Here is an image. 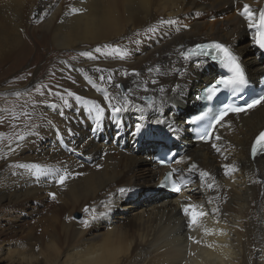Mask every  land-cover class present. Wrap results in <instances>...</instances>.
<instances>
[{
    "label": "bare ground",
    "instance_id": "bare-ground-1",
    "mask_svg": "<svg viewBox=\"0 0 264 264\" xmlns=\"http://www.w3.org/2000/svg\"><path fill=\"white\" fill-rule=\"evenodd\" d=\"M263 3L0 0V65L26 58L28 32L69 60L47 70L37 89L0 95V208H27L50 192L56 197L40 233L31 230L15 242L0 232V264H264V155L249 159L250 144L264 128V103L226 116L210 143L191 142L186 114L197 106L196 92L218 74L205 60L180 55L194 42L220 40L241 58L249 80L256 79L264 60L256 29L239 13L247 4L258 18ZM161 19L176 23L161 25ZM104 45L128 54L120 59ZM23 76L0 80V92L20 87ZM106 92L114 104L127 96V109L114 117ZM17 95L19 101L8 103ZM147 97L155 101L151 107ZM95 105L104 108L99 120ZM158 145L185 147L171 164L184 181L178 194L157 185L166 170L153 160ZM191 163L197 166L190 171ZM34 164L50 171L19 166ZM224 165L237 170L225 175ZM201 171L211 179L202 183ZM65 173L68 179L58 184ZM187 206L206 213L191 228ZM85 208L95 209L96 218Z\"/></svg>",
    "mask_w": 264,
    "mask_h": 264
},
{
    "label": "snow or ice",
    "instance_id": "snow-or-ice-1",
    "mask_svg": "<svg viewBox=\"0 0 264 264\" xmlns=\"http://www.w3.org/2000/svg\"><path fill=\"white\" fill-rule=\"evenodd\" d=\"M73 12L75 11H79L78 9H71ZM241 16H243L247 21H248V27L249 28H255L256 32L255 35L253 37L254 42L256 45L259 46L260 49H264V9H261L259 12V17L256 18L255 13L250 9V6L245 4L243 6V10L239 13ZM159 23L161 25L163 24H175L176 21L173 19H168V20H163L161 19L159 21ZM149 32H155L156 28L155 26L150 27L148 29ZM104 48L109 50V54H116L117 56H119L120 59H124V57L128 54L126 50L121 49L120 47H113L112 45H104ZM211 50V51H209ZM97 52L101 51V48H96ZM82 55H90L88 53H82ZM180 55L187 61L190 60L192 57L194 56H209L211 55L213 60H217L223 67L227 68L229 70V72L231 73V75L227 78H221V79H217L214 83L211 84L210 87H207L204 91H205V96L203 97H197V99H202V98H206L208 100H211L213 97H215L217 95V93L221 90V88H229L232 89L234 91H238L241 88L245 87L248 83L246 76H245V71L243 69V67L241 66V63L239 62V58L233 54V52L230 50V48L225 47L223 44L220 43H209V44H198L195 46V48H190L187 51H183L180 53ZM97 71H99V69H97ZM149 71H152V69H149ZM156 71H159V69L157 68ZM138 75V73L136 74ZM101 79H103V77H101ZM109 82H111V77H109ZM153 83H156V81H153ZM117 88L120 87L119 84L116 85ZM179 87V86H177ZM147 90V89H145ZM161 92L164 91L163 88L160 89ZM173 91H175V89H173ZM69 95H73V93L69 92ZM77 99H80L79 97H77ZM105 101L108 102V108L110 109L112 115L115 117L118 113L124 111L125 109H127V107L129 106V100L128 97L125 96L123 99V103H119V104H114L111 102L112 98L109 97V95L107 94V92L105 93L104 96ZM143 99V98H142ZM264 103V93L260 94L258 97L253 98L249 103H247L246 107L241 108V107H233L231 105H225L224 108L220 111V113L213 119V127L216 124H220L221 121H223L224 117L228 115L229 112H234V113H240V112H244L247 109H251L256 107L257 105ZM148 105L151 107L152 106V101L149 100L148 101ZM96 107V119L99 120L101 118V116L104 114V108L100 107L99 105H95ZM139 107V106H137ZM25 115H27V113H25ZM204 115H207V113H205ZM204 118V116H196L194 117V120H202ZM157 123H161V121H157ZM223 126V125H221ZM140 125L138 124L136 126V130L139 132L140 131ZM211 135L210 132H208L205 135H201L200 139L202 140H207L209 138V136ZM0 136H2V134H0ZM217 139H219V137H217ZM213 148H216L217 151H219V148L216 147L215 144L212 145ZM258 153H264V132H261L255 139V141L252 144L251 147V154L253 157H255ZM20 167H30V168H34L36 169L37 172L40 171H50L49 169H41L40 165H19ZM225 168V175H228L231 172L236 171V167L234 165H224ZM196 169V165L193 164L191 165V168L189 169L194 170ZM176 169H173L172 172L168 173L166 179L169 180L172 185L174 190H179L176 187V183L174 180H172V175L174 172H176ZM200 178L202 183L205 182V178H209L211 179V177H209V173L205 172V171H201L199 173ZM69 174L65 173L64 175H60L57 183L58 184H64L65 181L68 179ZM181 182L183 183V177H180ZM206 187L208 189H212L213 184L212 183H207ZM118 192H120L121 194L129 191V189H125V188H120L117 190ZM49 196L52 199H55V194L54 193H49ZM105 208L110 210V202L106 203ZM196 206H187V207H183V211L185 213L186 216L189 217V227H193L194 225H196L198 223V220L205 216L206 213H204L203 211H196L195 210ZM85 212H89L91 211L93 214V219L96 218V210L95 209H88L85 208L84 209ZM100 216L105 215L104 212H100L99 213ZM85 227L88 226V221H84L83 222ZM206 234H211L207 229H205Z\"/></svg>",
    "mask_w": 264,
    "mask_h": 264
},
{
    "label": "rangeland",
    "instance_id": "rangeland-1",
    "mask_svg": "<svg viewBox=\"0 0 264 264\" xmlns=\"http://www.w3.org/2000/svg\"><path fill=\"white\" fill-rule=\"evenodd\" d=\"M224 15L229 14L225 12L217 13V17L222 18V16L224 17ZM215 18H213V20ZM25 39L27 40V45L31 49L30 52L26 55V58L23 60H16V57L15 61L11 59L9 62L0 65V80L10 82L11 80H16V78H19L20 75L24 74L22 79H17V83L20 82L19 84H24H22L23 86L21 85L20 87L12 88L9 92H0V95L10 92L20 95L25 91L32 90L34 88L37 89L46 81L45 73L47 72V70L53 68L57 62L68 63L69 61L67 57H61L59 56V54H56V52L54 51V46L50 43L49 40L47 41V39L38 37L36 35L32 36L29 32L25 36ZM119 40H122V38ZM66 52L70 53L72 51L68 50ZM67 79L69 81L72 80L68 77ZM47 85L51 86V83H48ZM18 95L10 99L8 103L19 101L20 97ZM151 99L154 100L153 98ZM3 112L9 111L3 110ZM25 113H27L28 115V112ZM165 139L168 140V142H173L170 136H165ZM179 148L182 149V151L180 152H184L185 147H173V149L178 150ZM41 202H39V204L38 202H30V207L37 206L36 208H34L35 210L30 208L29 205L27 206V208L23 209L12 208L11 210H7L6 207L0 208V225H3L4 228L7 227V229H5L4 231L3 229H0V232L3 235L1 236V239L5 241L19 242L23 239V235L32 232L31 230L36 231L38 229L37 232L41 230V228L44 226L43 224H46L48 221H50L54 214L50 197L41 200ZM73 217L78 219L79 213L74 212ZM13 231L15 233H12ZM12 247L17 248L18 243H14Z\"/></svg>",
    "mask_w": 264,
    "mask_h": 264
}]
</instances>
